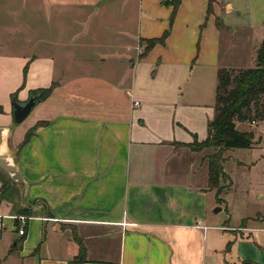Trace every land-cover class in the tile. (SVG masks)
<instances>
[{"label": "crops", "instance_id": "crops-1", "mask_svg": "<svg viewBox=\"0 0 264 264\" xmlns=\"http://www.w3.org/2000/svg\"><path fill=\"white\" fill-rule=\"evenodd\" d=\"M219 1L206 15L207 0H181L164 43L142 55L144 40L169 27L171 0H139L138 12L134 0H0V95L25 102L56 84L8 137L17 151L25 132L46 122L15 159L32 215L23 234L1 228L0 264H68L78 255L82 264H212L211 148L189 145L207 137L215 90L205 104L189 75L181 81L198 55V63L218 65L221 26L230 27L216 15ZM39 8L37 24L30 18ZM262 40L249 45L248 67ZM2 103L7 127L12 104ZM240 125L253 128L248 164L263 167L264 120ZM12 211L1 217L14 218ZM251 222L264 219L242 229H258Z\"/></svg>", "mask_w": 264, "mask_h": 264}, {"label": "rangeland", "instance_id": "rangeland-1", "mask_svg": "<svg viewBox=\"0 0 264 264\" xmlns=\"http://www.w3.org/2000/svg\"><path fill=\"white\" fill-rule=\"evenodd\" d=\"M134 4L135 11L138 12L139 0H134ZM34 8L38 9V6ZM39 15L40 8L38 11L32 12L30 20L39 24ZM216 15L221 16L223 24L226 23L230 26L222 25L221 19L217 17L222 25L218 65L212 68L209 64H200L197 59L199 60L201 56L199 58L198 55L197 59L195 58L191 62V70H185L181 81L183 85L189 75V89L202 93V99H195L201 100L205 104L214 96L217 69L219 67L240 66L247 68L251 66L252 52L249 45L257 43L261 37H264V0H220ZM210 22L212 21L210 20ZM210 26L213 28L208 22L206 28ZM232 28L233 31H231ZM210 34L207 35L210 36ZM209 42L210 37L207 46H210ZM200 46L201 43L196 49H201ZM209 59V55L203 56L204 61L208 62ZM4 100L10 101L11 96L5 98L0 95L1 105ZM32 112L33 110L21 124L29 120ZM3 119L4 117L0 114V123ZM238 128L242 129L243 127L240 125ZM11 148L13 147L11 146ZM225 154L227 160H224V171L230 176V181L220 182L221 194L218 197H221V200L218 202L214 195L213 200L216 205L210 209L209 217L206 220L208 225L218 227L208 230V244L210 243L216 249L214 255L209 257L208 263L225 264L226 261L227 264H245V262L264 264V224L257 226L251 222L250 227L256 225L255 227L258 229L247 231L242 229L249 220L254 221L261 217L264 219V216L260 217L259 215L264 214V165L263 167L257 166L260 173H256L255 168L257 167L253 168L248 164L251 155L245 148H230L227 153L224 152V157ZM177 179L180 177L177 176ZM3 182L8 186L10 192L8 189L6 198H2L0 201V231L2 227L12 230L15 234L19 229L28 230L27 221L25 220L24 225L21 226L19 220L20 216H26L18 214V209L25 208L21 201L22 185L13 183L0 168V190ZM261 195L262 197H259ZM8 202L13 203V211L10 204H7ZM216 208H220V210L215 211ZM11 211L14 218L1 217V212L10 213Z\"/></svg>", "mask_w": 264, "mask_h": 264}, {"label": "trees", "instance_id": "trees-1", "mask_svg": "<svg viewBox=\"0 0 264 264\" xmlns=\"http://www.w3.org/2000/svg\"><path fill=\"white\" fill-rule=\"evenodd\" d=\"M180 1L171 0L174 5V10L170 16L169 27L160 36L144 40L145 45L142 55H145L155 44L164 43L169 34L174 11ZM213 3L214 0H207L206 15L213 13ZM215 24L217 27L221 25L217 17L215 18ZM255 55L254 67H219L217 69L214 115L207 124V137L200 142L194 139L189 145L193 151L211 148L210 153L206 157L207 184L209 188H216L218 202L221 200L218 197L221 189L220 182L223 180L230 181L229 175L223 169V162L225 160L223 156L224 152L230 148H250L255 143L253 131L239 129L236 123L252 124L264 120V40L261 41L259 47L256 49ZM26 68L27 66L25 65L23 79H25ZM22 85H24V80ZM55 86L56 84L53 82L48 87L37 88L31 91L30 95H36L39 103L50 95ZM16 97L15 92L11 94V100L12 98L17 100ZM0 113H3V106L1 104ZM45 123L38 121L25 132L24 138L17 149V153L29 141L34 130ZM12 182L16 183L14 181ZM8 189V186L3 182L0 190V201L2 198H6ZM29 210L30 207L28 206L25 208L22 207L18 209V214L31 216L32 214ZM83 261V256L78 255L69 261L68 264H82Z\"/></svg>", "mask_w": 264, "mask_h": 264}, {"label": "water", "instance_id": "water-1", "mask_svg": "<svg viewBox=\"0 0 264 264\" xmlns=\"http://www.w3.org/2000/svg\"><path fill=\"white\" fill-rule=\"evenodd\" d=\"M167 4V1H164V5ZM36 95H29L28 99L25 102H19L12 98V117L13 122L7 127H0V168L8 174L9 178L16 182L23 184V200L27 202L28 194V183L23 178L20 169L16 163L17 151L12 150L8 143V137L11 133L13 127L17 123H21L31 112L33 107L38 104ZM220 210L216 208L215 211ZM245 264H252L245 262Z\"/></svg>", "mask_w": 264, "mask_h": 264}, {"label": "built area", "instance_id": "built-area-1", "mask_svg": "<svg viewBox=\"0 0 264 264\" xmlns=\"http://www.w3.org/2000/svg\"><path fill=\"white\" fill-rule=\"evenodd\" d=\"M135 104H137V103H135ZM19 220H20V224L22 226L25 223L26 217L20 216ZM18 232H19V234H23L24 233V229H19Z\"/></svg>", "mask_w": 264, "mask_h": 264}]
</instances>
